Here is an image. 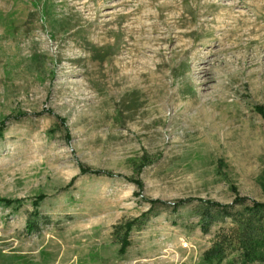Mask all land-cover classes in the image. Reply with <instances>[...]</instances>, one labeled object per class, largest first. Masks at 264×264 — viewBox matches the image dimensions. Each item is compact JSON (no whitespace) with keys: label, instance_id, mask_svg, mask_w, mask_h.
I'll use <instances>...</instances> for the list:
<instances>
[{"label":"rangeland","instance_id":"rangeland-1","mask_svg":"<svg viewBox=\"0 0 264 264\" xmlns=\"http://www.w3.org/2000/svg\"><path fill=\"white\" fill-rule=\"evenodd\" d=\"M237 198L264 203V0H0V264H211L234 227L198 200Z\"/></svg>","mask_w":264,"mask_h":264},{"label":"trees","instance_id":"trees-1","mask_svg":"<svg viewBox=\"0 0 264 264\" xmlns=\"http://www.w3.org/2000/svg\"><path fill=\"white\" fill-rule=\"evenodd\" d=\"M82 173L101 175V172L86 169H83ZM136 183L137 187H142L139 181H136ZM42 200L43 198L37 200L34 204L35 210L30 214V219L26 226V232L29 235L40 232L43 223L49 222L47 218L38 212V207ZM193 201L181 200L175 202L172 211L177 212L181 207ZM198 202L202 206L199 224L203 231L208 232L211 225L219 219L226 220L230 218L233 224L232 227H234L232 234H224L218 237L214 246L206 252V261L211 264L214 261H217V263L222 262L227 249L233 247L240 251L242 264H264V203L251 202V204H248V200L243 198H237L231 204L203 200H198ZM12 203L15 202H7L8 205ZM148 203L150 204V209L141 218L125 224L118 231L120 233V251L122 253H125L131 245V241L129 240L131 232L135 227H140L145 224L157 206L171 207L170 203L160 200H150ZM238 207H242L243 209L237 210Z\"/></svg>","mask_w":264,"mask_h":264}]
</instances>
